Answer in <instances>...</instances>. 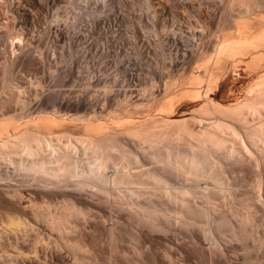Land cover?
I'll return each mask as SVG.
<instances>
[{
  "label": "bare ground",
  "instance_id": "bare-ground-1",
  "mask_svg": "<svg viewBox=\"0 0 264 264\" xmlns=\"http://www.w3.org/2000/svg\"><path fill=\"white\" fill-rule=\"evenodd\" d=\"M171 1L190 8L202 2ZM204 1L212 5L215 0ZM225 1V7L238 6L237 15L228 26L215 31L203 53L193 50L194 33L190 34L189 49L182 56L193 55L194 64L179 74L175 89H164L148 98L144 104L148 109L134 101H130L133 105L128 102L132 106L128 109L126 100H120L116 110L98 106L88 109L91 101L76 96L63 100L57 109L5 117L4 101L8 98L0 100V116L4 115L0 119V164L6 169L2 174L8 178L14 170L36 181L33 188L0 184V219L8 213L10 217H4L12 225L5 239L8 244L12 242L9 237L17 235L13 230L27 233L31 227L36 229L31 244H18L12 252L8 250L15 245L4 247L6 257L0 256V263L246 264L252 257L259 263L264 261V196L258 202L255 194H237L232 189L226 195L224 190L220 192L228 179L229 185L256 181L264 187V171L256 169L259 153L254 155L256 146L264 144V63L259 60L264 48V14L260 15L264 2ZM256 8L261 12L258 16ZM253 19L258 24L251 27ZM1 38L0 52L7 68L25 51L21 37ZM178 49H167L172 68L177 65ZM28 62L30 66L42 64L39 57L31 55ZM235 62L253 70L252 81L249 83L247 77L239 97L216 100L205 95L202 101L191 104L189 117L163 115L164 109L176 104V92L183 97L187 93L203 94L201 87L217 80ZM115 67L125 73L129 83L136 79L129 66ZM94 80L101 82L96 76ZM104 90L109 89H103V94L107 93ZM149 109L152 111H144ZM205 119L210 122L199 127L198 120ZM55 123L66 128L56 133L51 130ZM66 181L90 194L68 190ZM60 182L65 189L57 187ZM112 202L126 212L109 205ZM108 216L115 218L111 217V224L103 220ZM179 231L187 234L190 245L177 239L180 233H175ZM40 234L51 239L49 245L43 241L37 244ZM207 238L213 240L214 247H205ZM51 244L58 249H51ZM62 248L67 258L62 256ZM240 249L253 250L254 254H229Z\"/></svg>",
  "mask_w": 264,
  "mask_h": 264
},
{
  "label": "rangeland",
  "instance_id": "rangeland-1",
  "mask_svg": "<svg viewBox=\"0 0 264 264\" xmlns=\"http://www.w3.org/2000/svg\"><path fill=\"white\" fill-rule=\"evenodd\" d=\"M195 1L198 2V0ZM251 1L256 2V0ZM225 2V0H215L212 5H208L202 0V2H198L190 8L181 3L176 4L171 0H0V34L3 37L6 35L21 37V44H23L22 47L25 51L15 60L13 65L7 68L4 65V55L0 52V100L8 98V101L3 100L4 103L7 102L4 106V110L8 111H4L6 112L5 117L22 111L57 109L63 100L67 98L74 100L76 96L85 97L86 101L88 100L87 103L91 101L86 106H89L88 109L98 106L102 109L106 108L105 110H116L120 100H126L124 103L128 109L132 107L131 104L133 105V103L131 102L133 101L134 103L139 102L143 109H148V106L144 105L147 103L148 98H154L158 91L175 89L176 83L180 79L179 74L186 72L194 64L193 55L182 56L183 51L189 49L187 38L190 34L194 33L193 50L199 54L203 53L211 44L215 31L220 27L228 26L229 21L237 15L238 6L235 4L231 8L225 7ZM262 6V8H260L261 6L259 8L260 10L263 9L264 12V4ZM260 10L258 14L255 12L257 16L261 13ZM262 14L264 13L260 15ZM250 21H253V23H249L251 27H254L255 23L258 24L255 19ZM2 35H0V40L3 39L1 38ZM169 46L179 48L176 52L178 55L177 65L173 68L170 66V59L167 54ZM1 48L2 46H0ZM163 52L165 54L161 56ZM261 53L260 64L264 63V48ZM174 54L175 49H172L171 56L173 57ZM30 55L39 57L42 64L30 66L28 62ZM118 64L129 66L136 73L137 77L132 83L128 82L125 73L120 71L121 69H118L119 71L115 69V65ZM67 65H71L72 70H69ZM227 71L217 77L214 82L204 86V88L202 86L201 91L203 94L194 92L189 95L187 93L183 94L186 95L183 97L180 92H176L179 94L176 97L174 96L178 98V100H173V102L176 101V104L173 103V108L167 109L168 113L164 109L163 111H166V113L162 111L163 115L171 113L178 115L177 117H189L192 113L189 109L191 104L202 101L205 95L213 96L216 100L225 97H239L245 91L246 83L249 81L253 70H247L244 68L243 63L235 62L234 66ZM93 74L94 77H90ZM95 76L101 79L100 83L95 80L92 82ZM89 80L91 81L89 82ZM166 82H169L167 87L164 86ZM104 87L109 89L104 90V92H107L105 94H103V89H106ZM176 93L173 95H177ZM179 96L182 98L180 99ZM19 99L23 100L22 104V100ZM125 105L123 104L124 107ZM62 111V113H71L69 110H66L68 112ZM144 111L148 113L152 110ZM82 112L83 110H79L78 113ZM1 117H4V115L0 116V119ZM198 121H200L198 122L199 127L202 128L204 127L202 122H210L206 119ZM55 124L57 125H53L51 130L56 133H60L66 128L65 125ZM228 145L230 144L228 143ZM259 146H256L257 153H254V155L257 154L256 157L259 153L257 157L259 160L256 159L258 167H255L263 172L264 144L261 145L262 147ZM5 171L4 165L0 164V184L8 183L15 187H35L36 181L33 177L22 176L16 173L17 171L10 170L13 173L10 175L11 177L9 176L10 178H7L5 174H2ZM229 181L231 180H227L228 187L225 186L220 192L223 193L224 190L226 195L230 189L236 191L237 194L243 191L241 194H255V199L258 198L256 201L259 200L258 202H260L262 200L264 187L260 186L258 182L243 181L238 183L239 185H229L231 183ZM206 182H204V185H206ZM60 183V185H57L58 188H64L65 186L68 190H77L85 195L90 194V191L79 186H71L72 181H66L65 184ZM62 183L64 186H62ZM259 192H261V195ZM224 194L221 195L225 196ZM223 196H220V198H223ZM220 198L218 197L215 200ZM215 203L218 202L215 201ZM109 205L118 207L123 213L126 212L124 207L120 208L118 204L115 205L112 202ZM217 205L221 206V203ZM232 205L235 206L237 203L234 201ZM216 208L218 209L217 206ZM4 216L1 217L2 220L0 219V252H4L2 253L3 256L0 253L1 258L4 257L2 259L6 257L4 251L6 247V249H9L8 247L11 248L15 245L14 248L8 250L12 252L13 249L19 246L18 244L26 246V243L32 242L33 229L35 228L31 227L32 231L30 229L26 231L28 234L30 233L29 235L21 233L22 231L18 229L13 230L17 235H14L16 237H9V241H12L9 245L6 241V235L9 230H12V225L10 226L7 222L8 213L6 217ZM111 217L115 220L113 216H108L103 220L107 224H111L114 221ZM100 219V217L97 218V220ZM5 220L6 222H4ZM179 233L180 235H178ZM183 234H185L184 231L175 233V235H178L176 236L177 239L190 245L189 237H187V234H185L186 236ZM45 237L40 234L38 236L40 239L37 238V244L40 245L43 241V244L47 243L49 245L48 242L51 239L47 240V237L46 239ZM208 239L205 240V247L210 249L214 247L212 246L214 242ZM52 248L53 250L58 249H54L51 244ZM64 250H62V256L67 258L66 250ZM235 252L238 254H244L245 252L249 255L254 254L253 250L247 252L242 249L231 251L229 254L236 256L237 253ZM263 262L259 263L252 257L246 260L245 263L264 264ZM103 264L106 263L103 262Z\"/></svg>",
  "mask_w": 264,
  "mask_h": 264
}]
</instances>
